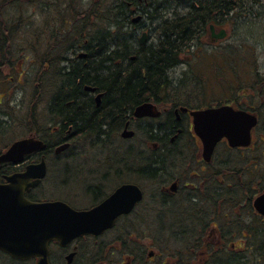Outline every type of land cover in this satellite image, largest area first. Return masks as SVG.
<instances>
[{"label":"flooded vegetation","instance_id":"af4514ba","mask_svg":"<svg viewBox=\"0 0 264 264\" xmlns=\"http://www.w3.org/2000/svg\"><path fill=\"white\" fill-rule=\"evenodd\" d=\"M131 13L130 23L134 29L132 35L136 34V49L133 53L140 54L159 46L160 31L155 36L152 35L156 31L146 23V14L135 9H132ZM135 17L140 19L134 22ZM222 22V19L212 18L202 33L191 34L187 40L179 43L181 49L176 51L178 62L172 67L174 73L167 75L170 86L147 93L146 98L127 110L117 133L107 131L104 135L106 140L116 135L115 137L119 136L127 142L134 139L140 131L151 149V156L169 157L166 169L155 168L154 175L145 179L141 171L127 170L125 163L128 153L125 150L117 158H112L113 161L108 159L114 165H108L99 175L103 182L114 176L113 182L117 183L116 177L119 181L126 180L128 174L130 176L133 172L146 182L150 181V199L144 202L145 192L140 187L142 201L131 213L119 216L114 226L102 235L85 236L72 241L66 247L59 246L57 242L50 243L49 264H216L218 259L225 256L223 254H237V248L239 250L241 246L244 247L242 238L252 240L247 252L249 264H264V217L254 208L255 198L264 192V73L254 72L253 59L247 58L242 60L246 67L242 68V72L239 71L240 59L238 61L236 57L237 49L221 46L230 35L229 30L222 27ZM222 29L226 30L225 36L217 38ZM204 46L211 48L208 53L203 52ZM2 48L0 46V88L10 94L13 91L11 82L14 62L12 58L3 60L10 55V51ZM227 48L231 49L230 57L225 55ZM85 49L86 47L78 46L76 51L71 52V56L76 54L75 58H85ZM176 52L173 51L172 54ZM203 58L209 59L216 72L209 76L210 82L214 81L215 86L223 85L222 79L226 72L231 76L229 87L225 86L222 93L203 89L206 74L190 68L191 64L199 63ZM133 59V56L129 57V60ZM118 62L117 64H120V61ZM123 64L125 66L124 61ZM178 69L181 70L180 73H176ZM241 74L252 75L246 85L241 86L242 82L237 79L238 75L244 77ZM179 84H182V87H173ZM85 87L83 90L93 98L94 106L99 107L103 94L96 88L91 91ZM99 95L100 99L97 101ZM143 104L152 105L153 109L149 114L157 115L135 117L136 107ZM220 107H230L233 111L254 116L256 125L251 129L248 145L232 147L223 137L206 159L203 143L194 131L193 114ZM70 131L68 129L67 134ZM127 131L132 132L131 137L123 136ZM79 137L82 135H75L71 140H77ZM68 138V135H64L52 145L71 142ZM135 150L137 151V148ZM158 150L164 152L156 153ZM49 152H43L46 161ZM137 153L134 152L136 155ZM42 155L34 153L18 164L4 163L0 166V183L6 182L5 177L23 171L28 163L39 161ZM127 183L131 182H121L102 195L98 189L88 187L91 191L87 192L92 193L89 199L93 204L90 207L106 200L118 187ZM37 188L28 192L26 197L38 200L39 198L33 195ZM193 209H198L202 216H190L188 212ZM148 212L158 224L172 223L176 221L174 216L178 215L177 220L183 223L185 231L181 233L182 242L178 243L176 248H161L157 252L151 250L147 253L148 259L145 261L144 251L137 244L143 234L128 232L126 227L117 232L115 226L119 222L124 225L143 222L145 218H150ZM165 219L167 221H164ZM108 234L112 235L111 238L102 240ZM179 236L176 237L179 239ZM258 242L259 246L255 247ZM57 253H61V256L58 257ZM0 257L10 264H35L37 261H17L1 251Z\"/></svg>","mask_w":264,"mask_h":264},{"label":"trees","instance_id":"16d2710c","mask_svg":"<svg viewBox=\"0 0 264 264\" xmlns=\"http://www.w3.org/2000/svg\"><path fill=\"white\" fill-rule=\"evenodd\" d=\"M25 3L37 5L41 17L45 16L41 32L27 38L20 33L27 25L23 16L27 11L23 7ZM181 8L188 9V13H177L166 19L167 10L175 13ZM132 9L144 12L151 19L165 18L160 27L155 28L161 35L159 46L140 54L133 53L136 47L135 35L130 32L133 26L130 23ZM261 10L264 11V0H0V46L10 51V55H5L3 60H22L23 53L30 51L36 56L35 71L38 73L36 76L31 73L33 78L29 72L24 75V71L13 75V91L10 94L0 88V114L9 117V100L14 95L15 83L19 85L34 79V101L20 120L26 125L23 128L27 134L47 142L45 153L52 151L55 146L52 144L64 135L71 138L81 134L91 144L105 145L107 140L104 135L107 131L112 134L118 132L129 108L146 98L147 93L170 86L167 75L174 73L172 67L178 62L176 51L181 49L179 43L191 34L202 33L212 18L222 19V24H225L229 21L226 18L243 13L254 17ZM93 16L101 25L92 32ZM78 46L86 47L85 58H75L76 54L71 56ZM173 51L176 53L172 54ZM130 56L134 59L129 60ZM118 61L120 64H117ZM84 86L94 87L103 94L99 107L94 106L93 98L83 90ZM180 86L182 84L173 87ZM43 96H46L43 106L47 121H41L38 115ZM12 123L0 120V139ZM68 129L71 131L67 134ZM162 152L158 150L156 153ZM168 158L131 152L127 155L125 167L141 171L146 179L154 175L155 168L166 169ZM67 163L63 168L73 170ZM188 213L190 216H202L198 209ZM174 217L176 221L167 224L168 234L174 236L175 241L182 242L181 233L185 228L177 220L178 215ZM162 227H159V232ZM242 241L244 247L237 248V254H223L225 256L216 264H249L247 252L252 240L242 238Z\"/></svg>","mask_w":264,"mask_h":264},{"label":"rangeland","instance_id":"374dc122","mask_svg":"<svg viewBox=\"0 0 264 264\" xmlns=\"http://www.w3.org/2000/svg\"><path fill=\"white\" fill-rule=\"evenodd\" d=\"M23 7H25V9L27 10L23 15L27 20L26 24L28 25L30 22L31 26H24L23 30L20 33L27 38L37 32H41L45 16L42 15L41 17L37 5L32 6L25 3L23 4ZM97 12L99 15V9ZM167 12L168 16L166 19L172 16H176L177 13L184 14L186 12L187 14L188 9H177L175 10V13L173 12V10H167ZM163 19L165 18L162 17L161 19L160 17H157L155 19H151L147 17L146 23L148 24V26L153 27V30L161 24ZM226 19H229V21L223 24L222 27L227 28L229 30L230 35L229 38L221 45L222 48L231 46L233 48L235 47V50L237 49L236 57L238 58V61L240 59L238 64L240 72L243 71L242 68L246 67L245 65H243V59L241 57H247V59H253L254 72L257 71L260 73H264V11L261 10L259 14L254 17L245 15L236 17L235 23L233 21V17ZM91 22L92 32L94 28H98V26L101 25V22L95 21L94 16L91 19ZM157 32L158 30L156 29V32L152 33V35L155 36ZM203 49V52L208 53L211 48L204 46ZM230 51L231 49L227 48L225 55L230 54ZM33 62H36V56L33 55L30 51H25V53H23L22 60L14 62V69L12 71V75L17 76L20 72V74H22L24 71V75L28 72L31 75V73L34 72L32 75L36 76L38 74L35 71L37 69V64L35 63L34 65ZM190 68L194 69L195 71L198 70L201 71L203 74H206L207 79L202 85L203 89L207 88L213 93L219 94L222 93L224 88H226L225 86H227V88L229 87L231 76L227 72L225 73L222 79L223 85L220 84L215 86L214 81L210 82V74H216V72L213 69V65L210 64L209 59L203 58L201 62L191 64ZM180 72V69L176 71V73ZM189 72L195 73L193 71ZM32 75L31 78H33ZM171 75H173V73ZM241 75H244V77H239V75L237 76L238 81L242 82L241 86L246 85V83L252 78V75L250 74ZM21 83L22 84L19 85L15 83L14 85V95L11 100H9V109L7 108L8 111H10L9 117H3V115L0 114V120L6 119L7 122L13 121L8 131L6 130L5 133L4 131L2 132L4 134H2V138L0 139V152L4 151L7 146L11 144L14 140L21 139L30 135L26 133V130H24L23 127H25L26 125L20 120V118L25 116L24 114L28 110V107H30L31 103H33V90H36V87L34 79H31L28 82L26 81ZM197 88L201 87L197 86ZM45 100L46 96H43L40 99L41 104L39 105L38 115L41 121H47L48 119L47 114L45 112V106H43ZM24 104L25 108L23 109ZM0 110H2L1 107ZM138 135H136L134 139L127 142L121 140L119 136L115 137L116 135H114L106 141L105 145H98L97 143L94 144L93 142V144H91V141L84 137H79L77 140H73L74 137H71L73 138L72 140L71 138H68L70 139L69 141H71V144L69 143L70 148L64 151L63 155H61L62 153L55 154L54 150H52V152H49L47 158V175L46 177H44L40 186L34 191L33 195L39 198L38 201L61 200L68 203L74 208L86 209L93 204L90 200L92 193L87 192L89 190L87 189L88 187L98 189L101 192L100 195H102L104 193H107L106 191H110L112 188H115L117 184L121 182H131L137 184L144 190V202L149 200L151 191L150 181L146 182L145 179L140 178L139 176H137V174H134L133 172L130 173L129 177L125 178L126 180L119 181L118 177H116V179L118 180L117 183L113 182L115 180L114 176L110 177L107 182H103V180H101L99 176L101 173H103L102 170L107 169L108 165L113 164L111 163V161L109 162L108 159L112 160V158H117L125 150H131L132 148H134L132 152H138L141 154L151 153L149 145L146 144L144 134H140L139 131ZM256 135H258V133ZM141 136L142 138H140ZM56 146H54V148ZM135 147L137 148V151L135 150ZM42 154L44 156V153ZM56 157L59 159H56ZM67 161L69 162L67 164L71 166L73 170H66L65 168H63ZM116 167L117 166L115 165L114 169H116ZM125 176L126 174H124V177ZM124 177L122 176V179H124ZM109 181L111 183H108ZM84 192L85 194H83ZM148 216L150 218H145V221L143 222H134L132 225L131 223H129V225H124L123 222H119L115 226V230L117 232H119L123 227H126L128 229V232H139L140 234H143V238H139L137 244L138 246H141V249L144 251L145 261L148 259L147 253H149L151 250L157 252V250H161V248L173 249L176 248L178 246L177 244L181 242L175 241L172 237H170V235L168 234L170 233V230L169 226H167V222H164V224H158L156 220L152 218V215L149 212ZM164 221H167V219H165ZM160 226H163V229L159 232ZM111 236L112 235L108 234L104 236L102 240H108L111 238ZM57 256L60 257L61 253H57ZM0 264L10 263L6 259L0 257Z\"/></svg>","mask_w":264,"mask_h":264},{"label":"water","instance_id":"95a60500","mask_svg":"<svg viewBox=\"0 0 264 264\" xmlns=\"http://www.w3.org/2000/svg\"><path fill=\"white\" fill-rule=\"evenodd\" d=\"M140 17L133 19L137 22ZM221 30L217 38H223ZM94 91L93 87H85ZM100 95L96 98L99 101ZM150 104L136 107L135 117L149 114ZM194 131L203 143L206 159L211 155L216 143L226 138L229 145L246 146L250 141V131L256 125V118L230 107H220L196 112ZM131 137L132 132L123 133ZM69 143L56 146L55 154L68 149ZM46 144L33 137L13 142L0 154V164L22 162L27 155L44 151ZM46 162L26 166L25 170L6 177L7 183L0 184V251L14 259L27 260L38 257L36 264H48V244L57 241L61 246L84 235H99L110 229L116 218L128 214L141 200V190L131 184L122 185L99 205L87 210H75L62 201L34 202L25 193L35 188L46 175ZM255 210L264 217V192L254 200ZM70 258V256L68 257Z\"/></svg>","mask_w":264,"mask_h":264},{"label":"bare ground","instance_id":"6f19581e","mask_svg":"<svg viewBox=\"0 0 264 264\" xmlns=\"http://www.w3.org/2000/svg\"><path fill=\"white\" fill-rule=\"evenodd\" d=\"M242 15H245L244 13L242 14ZM240 16V15H239ZM239 16H237V17H239ZM246 16V15H245ZM235 18L236 17H233V21H234V23H235ZM153 19H155L154 17H153ZM131 32L132 33H134V30H133V28H131ZM67 143H70V142H67ZM70 148V147H69ZM132 151L131 150H127V153L129 154V153H131Z\"/></svg>","mask_w":264,"mask_h":264}]
</instances>
